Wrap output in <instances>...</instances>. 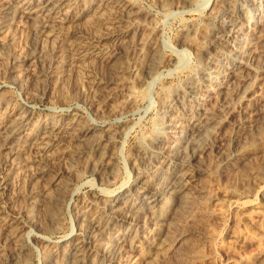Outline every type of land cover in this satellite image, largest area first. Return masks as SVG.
I'll list each match as a JSON object with an SVG mask.
<instances>
[{
  "label": "rangeland",
  "instance_id": "obj_1",
  "mask_svg": "<svg viewBox=\"0 0 264 264\" xmlns=\"http://www.w3.org/2000/svg\"><path fill=\"white\" fill-rule=\"evenodd\" d=\"M41 1L0 0V264H69L86 231L82 264H264V0H235L253 16L242 54L235 35H212L229 0H72L48 17L35 11ZM231 55L226 99L202 97L184 110L177 92L200 60ZM197 107L221 127L210 122L187 148L180 132L164 136L168 149L154 143L158 119L188 120ZM92 125L98 135L84 133ZM61 128L41 151L44 134ZM180 148L189 172L200 161L208 172L166 213L149 248H129L150 236L147 189L171 181ZM106 156L110 165L99 167ZM115 198L127 205L110 209Z\"/></svg>",
  "mask_w": 264,
  "mask_h": 264
},
{
  "label": "bare ground",
  "instance_id": "obj_2",
  "mask_svg": "<svg viewBox=\"0 0 264 264\" xmlns=\"http://www.w3.org/2000/svg\"><path fill=\"white\" fill-rule=\"evenodd\" d=\"M8 2V1H7ZM72 2V0H42L40 3L37 4V7L35 8V11L38 13H41L43 15H45L46 17L51 16L52 14L59 13L60 10H62V8H64L65 6H69L70 3ZM100 2V1H99ZM111 2V1H110ZM250 3L252 5H257L258 1L257 0H250ZM102 5V4H101ZM191 5V4H190ZM97 6V5H96ZM5 8L3 9V12L6 15H9L12 12V7L10 5L4 6ZM98 7V6H97ZM100 7V6H99ZM3 8V7H2ZM98 9V8H97ZM15 11V10H14ZM68 11V10H67ZM96 11V10H95ZM29 15V10L27 11ZM22 13V12H21ZM20 13V14H21ZM222 13L225 14H230L231 17H228V20H222ZM65 14V13H64ZM42 15V16H43ZM13 16V15H12ZM35 16V15H34ZM96 16V15H95ZM27 17V16H26ZM45 17V18H46ZM66 17V16H65ZM253 17V16H252ZM252 17L250 16V13L248 11V9L243 6V4L239 5L235 4V0H229L226 8L224 9V11L220 12L219 14H217V16L215 17L216 19V28L215 30L212 32L213 37H217L219 34H232L235 35V40L234 42V47H237L238 51L241 52L243 50V46H242V40L240 35L246 30V28H248V26L251 24L252 21ZM5 18V17H4ZM39 18V17H37ZM255 18V17H254ZM259 19V18H258ZM261 19V18H260ZM143 20V19H142ZM6 22V21H5ZM137 23V22H136ZM214 26V24H213ZM262 28H264V26H262ZM214 29V27H213ZM262 29L260 28L261 31ZM264 31V30H262ZM245 33V32H244ZM247 35V34H246ZM220 36V35H219ZM259 37V36H258ZM264 38V37H262ZM259 40V38H258ZM262 43V42H260ZM256 44V43H255ZM231 45V44H230ZM254 46V45H253ZM233 47V46H232ZM252 48V47H250ZM234 49V48H233ZM258 49V48H257ZM243 52V51H242ZM241 52V54H242ZM238 54V52H237ZM240 54V55H241ZM235 55V54H234ZM234 55L228 56L226 58V60L224 61H218V60H209V66L206 69L205 64V60H200V64L201 66L198 69V74L195 76L190 77V79L186 82L185 87L183 88V90H179L177 92V97L182 98L183 101H185V103H183V106H185L184 110H186L187 112H191L192 113V101H197L202 97H207V96H213L218 97V99H220L221 101H223L224 99H226V96L224 95V89L225 87L228 89L229 85H227V81L228 78L230 79H234L235 75H236V69L232 70V66L231 64L233 63V59L235 58ZM242 56V55H241ZM216 57V56H215ZM218 57V56H217ZM238 57V56H236ZM114 58V57H113ZM225 58V57H224ZM117 59V58H116ZM154 59V58H153ZM211 59V58H210ZM214 59V58H212ZM223 59V58H222ZM156 60V59H155ZM158 60V59H157ZM235 60V59H234ZM154 61V60H153ZM205 61V62H204ZM158 64V63H155ZM152 63V66L148 68L147 70V75L148 77L151 79V82H154L156 80V78L158 77V73L155 72V67L156 65ZM206 64V65H207ZM247 66V65H246ZM245 67V65H244ZM260 68V67H259ZM264 68V67H262ZM258 69V68H257ZM235 71V72H234ZM195 72V71H194ZM193 72V73H194ZM241 78V77H240ZM238 80V79H237ZM232 81V80H231ZM237 82V81H235ZM232 87H234L232 85ZM230 85V88H232ZM231 92V90H230ZM258 96V95H257ZM209 98V97H208ZM256 99V94H252L249 97V100H254ZM202 100V99H201ZM215 100V99H214ZM181 101V100H180ZM216 101V100H215ZM219 101V100H218ZM256 101V100H255ZM5 102V101H3ZM201 102V101H200ZM217 102V101H216ZM196 103V102H195ZM194 103V104H195ZM170 104V103H169ZM196 105V104H195ZM170 108V106H169ZM194 108V107H193ZM213 108V107H212ZM173 109V108H172ZM213 110V109H212ZM168 111V109H167ZM166 111V112H167ZM174 111V110H173ZM214 112V111H213ZM210 112L208 110L202 109V108H195V110L193 111V115L190 116V118L188 120L182 119L181 117H172L169 118L167 122L164 121V123L158 119L157 121L159 123L158 126L159 127V131L157 134L156 139L154 140V143L157 145H161L163 148L168 149L170 148V144H168V142H166V138L169 137L172 138V133L174 132H180L183 133L182 137L180 138L181 140V144H184V146L186 145V148L191 144H196L197 143V139L199 138L198 135H201L203 132L206 131L207 124H209L210 122L215 124V127L217 126V128L221 127V123L224 122L223 119H219L216 117L215 112ZM168 113V112H167ZM20 114V113H19ZM22 114V113H21ZM163 115V114H162ZM167 115V114H166ZM19 116V115H18ZM25 116V115H24ZM25 117H20L19 119H21L18 123L21 124V122L24 121ZM30 118V117H29ZM165 118V117H164ZM15 119V118H14ZM167 119V118H166ZM165 119V120H166ZM9 120V119H8ZM11 121V120H10ZM13 121V120H12ZM16 121V120H15ZM17 122V121H16ZM15 122V123H16ZM7 123V122H6ZM11 123V122H10ZM9 123V124H10ZM214 124H212L214 126ZM19 125V124H18ZM63 125V124H62ZM67 125V124H66ZM87 125V124H86ZM15 127V126H14ZM23 127V126H22ZM24 128V127H23ZM22 128V129H23ZM20 129V128H19ZM97 129V126L92 125V126H87L86 129L84 130L85 134H94L95 130ZM8 130V129H6ZM17 128H15L13 131L11 130V132L13 133L12 136H14L13 138H15L18 135V132H16ZM9 131V130H8ZM7 131V132H8ZM66 129L61 128L60 130H58L57 134L50 132L49 135H45L40 139V150L41 151H46L51 145L54 144V142H56V140L60 137H58L57 135L59 133H63L65 132ZM1 132V131H0ZM6 132V133H7ZM69 132V131H68ZM98 132V131H97ZM96 132V133H97ZM5 133V131H4ZM5 133V134H6ZM66 133V132H65ZM95 133V134H96ZM179 133V134H180ZM8 134V133H7ZM94 134V135H95ZM93 135V136H94ZM98 135V133H97ZM165 135L166 138L164 137ZM205 134H202V136ZM92 136V135H91ZM234 136V135H233ZM61 137H63V135H61ZM1 138V137H0ZM17 138V137H16ZM87 138H89L87 136ZM110 137H108L109 139ZM112 138V136H111ZM110 138V139H111ZM114 138V137H113ZM175 138V137H173ZM4 139V138H3ZM10 139V138H9ZM233 142L234 138L231 136L230 138ZM172 140V139H171ZM2 141V140H1ZM13 141V140H11ZM15 141V140H14ZM19 141V140H18ZM114 142V141H113ZM176 142V141H175ZM235 142V141H234ZM115 143V142H114ZM3 143H1L2 145ZM29 144V143H28ZM113 144V143H112ZM174 144V143H173ZM178 144V143H177ZM38 145V144H37ZM156 145V146H157ZM172 145V144H171ZM176 146V145H175ZM38 147V146H37ZM101 147V146H100ZM236 147V146H235ZM159 148V147H158ZM157 148V149H158ZM185 148V147H184ZM206 148V147H204ZM208 148V147H207ZM206 148V149H207ZM142 149V148H141ZM181 149V148H180ZM179 149V150H180ZM213 148L210 146L207 150H212ZM237 149V148H236ZM153 150V149H152ZM163 150V149H162ZM235 150V149H234ZM240 150V149H239ZM48 151V150H47ZM142 153V158H147L149 157V154L147 153V151H143L140 150ZM151 151V150H150ZM164 151V150H163ZM178 151V150H177ZM186 151V150H185ZM103 152V151H102ZM152 152V151H151ZM180 157H178L179 159H177L178 165L175 168L174 172H173V176L170 182L162 184L160 187H150L149 189H147L148 192V196L145 197V202H144V206H145V210L143 212V216H145L146 218H148L149 221H151L153 223V229L152 232L150 234V236H148L144 242L141 243H137L136 241H134V239L131 240L130 245L128 246L129 248H133L134 250H143V248H149L150 246V238L154 237L155 235L158 234L160 226H162L161 224H163L162 222L164 221V217L166 216V213L169 212L171 210V207L173 205H176V207L181 206V204L184 201H189L187 197L192 196L189 194L190 191V187H191V182L192 180L199 176L205 175L208 170L203 166L202 162H197L196 163V169L193 172H189L188 167L192 164L191 162V158H187L186 156V152L183 151V149H181L180 151ZM178 152V153H179ZM240 152H236L235 151V156H239ZM154 154V153H153ZM230 156V155H229ZM175 158V157H174ZM195 158V157H194ZM192 158V159H194ZM224 158V157H223ZM234 158V157H233ZM242 158V157H241ZM101 164L99 165L102 166L104 165H108L110 161H112L111 157H101ZM222 161V159H220ZM224 160V159H223ZM213 163V162H212ZM175 164V163H174ZM219 162H215V167L219 166ZM110 165V164H109ZM176 165V164H175ZM213 165V164H212ZM223 166V165H222ZM212 167V166H211ZM41 168V167H40ZM172 169V168H171ZM40 170V169H39ZM211 170V169H210ZM43 171V170H42ZM100 172V171H99ZM98 172V173H99ZM211 172V171H210ZM41 173V172H40ZM141 174V171H140ZM138 177V176H137ZM203 177V176H202ZM171 178V177H170ZM206 190V189H205ZM193 193V190L192 192ZM194 195L195 198L200 197L203 193H204V189L203 187H195V191H194ZM118 194V193H117ZM187 194H189V196H187ZM146 196V195H145ZM194 199V198H192ZM191 200V198H190ZM198 200V199H197ZM196 200V203H197ZM193 201V200H192ZM111 202V201H110ZM118 203H121L122 206L124 207V205H127L126 203H123L122 201L118 200V198H115L113 200V204H110V209L113 208L115 205H117ZM186 203V202H185ZM189 204V203H188ZM186 205V204H184ZM183 205V206H184ZM107 206V205H106ZM121 205H118L116 208H119ZM121 206V207H122ZM193 206V205H192ZM187 207V206H186ZM107 208V207H106ZM181 208V207H180ZM184 208V207H183ZM105 209V208H104ZM173 209V208H172ZM179 209V208H178ZM107 210V209H106ZM105 210V211H106ZM127 210V209H126ZM176 210V209H175ZM108 211V210H107ZM117 211V209H116ZM112 212V211H110ZM125 212V211H124ZM181 212V211H180ZM105 213V212H104ZM107 214V212H106ZM119 214V212L117 213ZM120 215V214H119ZM103 216V215H102ZM123 216V215H122ZM168 216V215H167ZM143 218V217H142ZM104 219V218H103ZM167 219V218H166ZM174 219V218H173ZM169 220V219H168ZM166 221V220H165ZM97 224L99 223V219L96 221ZM95 222V223H96ZM142 222V221H141ZM140 222V223H141ZM169 225V223H167ZM171 226V225H170ZM143 227V226H141ZM169 228V227H168ZM136 235V234H135ZM138 238V237H137ZM141 238V237H140ZM91 239L90 236V232L86 231V234L84 236V238L76 241L71 249V251L68 254V263L69 264H82L85 255H86V251L84 248V245ZM143 239V238H142ZM156 240V239H155ZM156 244V243H155ZM161 244V243H160ZM127 245V243H126ZM158 245V244H157ZM122 247V246H121ZM125 248V247H124ZM121 249V248H120ZM124 251L123 249L120 250L119 254H121V252ZM115 258V255L114 257Z\"/></svg>",
  "mask_w": 264,
  "mask_h": 264
}]
</instances>
